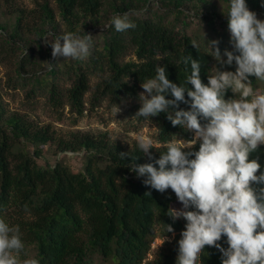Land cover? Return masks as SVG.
<instances>
[{
  "label": "trees",
  "instance_id": "1",
  "mask_svg": "<svg viewBox=\"0 0 264 264\" xmlns=\"http://www.w3.org/2000/svg\"><path fill=\"white\" fill-rule=\"evenodd\" d=\"M219 1L225 3L226 12L227 0H56V8L44 0L31 9L22 8L15 0H3L0 44H20L23 56L17 61L19 78L47 91L56 110L69 106L82 116L87 110L85 97L91 88L90 78L102 74L91 97L92 109L106 98L113 105L134 102L138 111L141 82L155 75L158 63L167 67L169 80L179 85L190 74V66L186 69L177 61L191 55L201 62V79L207 83L216 61L201 44L198 50L191 45L196 39L185 25L187 18L203 16L214 31L220 25V35L230 43L228 22L223 9L217 6ZM246 2L249 10L264 20L262 0ZM125 13L135 28L118 32L108 27L110 17ZM169 14L176 16L177 24L167 19ZM93 31L100 34L102 43L92 45L83 60L61 63L52 57L50 47L41 49V60L33 56L29 36L41 42L47 35ZM226 46L222 45V49ZM226 49L231 51L232 47ZM130 50L134 58L126 61ZM64 68L72 74L66 93L57 83ZM224 70L235 71V65ZM253 84H258L254 78ZM232 96L229 91L226 99ZM180 107L188 109L185 104ZM137 121L142 124L140 118ZM152 125L156 128L157 145L151 150L155 159L164 150L161 141L169 136L192 138V133L173 127L165 113L153 117ZM136 145L137 141H112L101 131L63 132L52 123H41L21 112L5 115L0 101V218L19 226L24 253L34 248L33 258L39 264H92L94 253L114 264H176L177 241L185 221L173 222L166 213L170 207L182 206L177 205L171 189L160 193L145 186L130 171L132 163L153 162ZM47 147H52L56 155L84 152L85 170L74 172L64 163L39 164ZM121 153L129 157L122 158ZM250 159H258L260 171L264 172V145ZM164 224H170L174 233L166 234ZM157 225L163 237L174 239V245L167 253L158 250L150 257ZM225 240L218 243L226 248ZM201 255L203 264H221L222 254L214 247L206 246Z\"/></svg>",
  "mask_w": 264,
  "mask_h": 264
},
{
  "label": "clouds",
  "instance_id": "2",
  "mask_svg": "<svg viewBox=\"0 0 264 264\" xmlns=\"http://www.w3.org/2000/svg\"><path fill=\"white\" fill-rule=\"evenodd\" d=\"M223 14L232 50L221 53L220 41L206 39L216 61L207 83L201 79V62L191 55L177 61L186 69L190 66V74L179 85L169 80L167 67L158 63L155 75L141 82L139 110L126 120L140 118L142 124L151 125L153 117L165 113L173 127L192 133L191 139L173 135L161 141L164 150L158 159L151 152L156 141L139 136L137 148L153 162L129 165L145 186L160 193L171 189L182 204L181 209L170 207L166 213L173 222L185 221L177 241L176 264H203L206 246L222 254L221 264H264V172L258 159H250L264 145V90L253 84V78L264 82V20L249 10L246 0H227ZM108 27L124 32L136 25L125 13L110 17ZM45 38L52 57L63 60L85 59L93 41L85 32ZM191 45L200 48L197 40ZM233 65L235 71L224 70ZM229 91L233 96L226 99ZM120 110L115 103L113 111L118 114ZM120 156L129 157L128 153ZM164 225L166 234L174 233L170 224ZM222 238H226V248L218 243ZM0 264H39L24 253L19 226L2 218Z\"/></svg>",
  "mask_w": 264,
  "mask_h": 264
},
{
  "label": "rangeland",
  "instance_id": "3",
  "mask_svg": "<svg viewBox=\"0 0 264 264\" xmlns=\"http://www.w3.org/2000/svg\"><path fill=\"white\" fill-rule=\"evenodd\" d=\"M18 5L22 8L31 9L36 6L38 2L44 0H15ZM49 3L56 8V0H47ZM3 2V0H0ZM219 9H226L224 2L219 1L217 3ZM223 7V8H222ZM157 7H154L156 10ZM168 14V13H166ZM259 19H262L259 15ZM182 18V17H181ZM6 19V18H5ZM169 21L177 24L176 16L174 14L167 15ZM187 32L192 35L208 52H210L206 45L207 41L218 40L219 48L221 53L226 49V47H232L228 40L222 38L220 32H222V27L217 25V31H214L200 16L199 19H186ZM180 24V22H179ZM184 25H179L182 27ZM101 29L100 31H103ZM219 31V32H218ZM2 32L0 31V34ZM205 33V34H204ZM93 36L92 45L96 43L101 44L102 38L100 34L96 31L90 33ZM49 40L53 39L51 35L46 36ZM206 37V38H205ZM31 40V45L34 51L33 56L37 61L41 60V49L50 47L47 43V39L44 38L41 42L38 38L34 36H29ZM20 44L11 46L8 44H0V101L4 107L5 115H9L14 112H21L28 114L33 119L41 123H52L60 131L68 132L72 130H93L95 132L107 133V136L112 141H122L125 143H132L133 141H138L139 136L151 137L154 139V134L156 128L154 125H144L139 124L137 120H131L137 113L134 102H125L120 105V112L117 114L113 111V104L106 98L100 101L97 108L92 109L91 107V97L95 90L96 85L101 80L102 74L92 75L90 78L91 88L87 93L86 100V111L82 116L77 115L72 112L69 106H66L60 110H56L50 103L49 94L47 91L42 90L40 86L32 84L30 82L24 83L22 79L19 78L18 74V58L22 55V51L19 48ZM222 45H227L222 49ZM51 48V47H50ZM27 53V50L24 51ZM52 53V48H51ZM134 58L132 50L128 51L125 60H131ZM58 61L61 63H75L76 60L71 58L63 60L59 58ZM63 67V66H62ZM61 67V68H62ZM67 69H63L62 74L57 79V83L61 90L66 93L72 84V74L66 72ZM107 75V74H105ZM256 87L264 90V82H258ZM155 141V140H154ZM155 145H157L155 143ZM56 152L52 147H47L43 153V158L38 162L41 165H56L57 163H64L68 165L74 172H81L85 170L87 159L85 153H71L56 155ZM70 154V155H69ZM178 206H182L181 203L177 201ZM173 238L168 237L167 241H164V237L161 234L159 225L156 226V232L154 236V242L152 246V255L161 251V253H167L171 248H173ZM36 254L34 248H29L27 257L33 258ZM23 258V256H22ZM92 264H114L112 261L104 258L100 253H94L91 256Z\"/></svg>",
  "mask_w": 264,
  "mask_h": 264
}]
</instances>
